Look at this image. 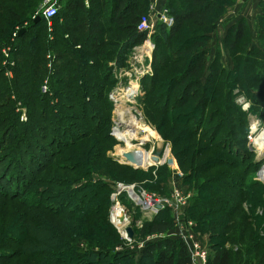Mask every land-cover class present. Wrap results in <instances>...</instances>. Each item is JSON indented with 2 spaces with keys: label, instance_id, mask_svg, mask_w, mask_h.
Wrapping results in <instances>:
<instances>
[{
  "label": "trees",
  "instance_id": "obj_1",
  "mask_svg": "<svg viewBox=\"0 0 264 264\" xmlns=\"http://www.w3.org/2000/svg\"><path fill=\"white\" fill-rule=\"evenodd\" d=\"M223 1L166 0L164 8L167 9L173 22L168 29L164 25L158 28L153 39L154 42L160 46H167L171 42L177 41L178 36L188 29L194 32L198 31V33L196 35L194 33L191 39L189 36L188 41L176 43L172 52V56H174L172 59L169 58L168 53L164 52H161L159 58L156 57L157 50L154 49L153 61L154 64L158 63L157 71L160 73L165 70L169 74L165 73L166 75L163 77L148 79V103L149 108L154 111L156 125L163 126L165 120L161 116L168 114V118L171 119V112H175L171 124L181 131L178 130L174 134L180 136L184 133L185 135L203 137L209 145L217 147L214 149L219 150L222 154L221 157H218L219 153H214L215 158L206 164H211L210 166L226 165V171L218 174L208 183L198 185V183L195 184L194 177L208 169V166L204 168L196 166V157L203 156L205 149H195L193 153L195 157L188 158L187 162L191 168L185 177L193 181V186L198 192L202 193L203 188L213 191L212 195L191 199L192 207L188 208L189 217L198 222L200 228L207 229L209 225H214V228H222L219 225L222 222L219 220L222 215H237L236 209L230 205V201H233L231 192L236 190L237 192L234 194L239 196L234 201L244 214L239 216L241 218L240 225L233 224L235 231L232 234L237 236L232 237L233 240L238 239V242H244L245 235H250L248 239L251 242L245 248L247 253L242 249L233 252L228 248L215 245L207 264H235L239 262L242 264H264V243L259 241V236L254 237L256 231L253 232L246 226L247 230L245 227V220L248 222L256 220L255 214L261 207L260 204L263 203L261 195L264 190L261 183L254 180L260 163L253 162L250 150L245 148L244 139L241 140L246 132L247 116L234 105L233 94L229 93L232 88L229 89L225 81L221 82L224 71L217 63L218 61H213L209 69L206 67L207 34L213 28L216 20L224 13ZM88 3L86 7L84 0L58 1L59 9L57 14L50 19L49 25L42 16L35 22L36 18H33L28 25L30 31L26 28L28 32L21 33L15 42L17 43L16 46L21 47V50L27 49L30 59L27 62L23 59L17 60L16 67L14 64V67H9L14 75L17 73L13 79L6 78L4 75L2 77L0 74V88H4L0 95L6 94L7 99L10 100L9 94L13 92L15 98L26 102L28 106H39V104L43 106L44 104L45 107L40 116L36 111H30L28 113L30 114L29 120L25 124L14 121L20 125L19 131L13 133L12 138H15V145L16 143L21 145L23 152L40 151V158H44V155L50 158L63 151L56 158L57 166L61 165L58 160L65 161L67 164L75 162L74 165L80 163L78 159L70 155L64 157V153L70 149L65 150L68 145H79L78 147L73 146V156L89 157L90 160L102 153L101 142H104L105 138L111 140L107 134H100L101 140L94 144H86L85 140L81 141L85 136L84 133L76 131L77 126L67 120L81 122L83 123L82 127H84L88 124L84 121L87 114L93 119L96 115L97 118H102L103 114L100 111L102 106L103 111H105L107 105L109 112L111 104L107 101V92L108 87L112 84L109 63L116 61L122 64L129 50L135 46H140L146 39L144 33L137 31V26L141 18L147 14L149 0H88ZM24 10L27 9L24 8ZM7 12L10 13L6 17L7 26L17 25V22L20 21V15L12 9H7ZM27 12L29 11H25L23 16ZM261 20H263V14L260 16L256 28L258 38H264V26L262 23V25L260 24ZM44 29L49 34L48 36L52 32L55 34L53 41L47 39L46 34L43 39L45 52L52 51L55 57H68L67 55L71 52L70 48L76 42L75 36H79L77 33H80L82 35L80 42L83 43L84 47L76 49L78 57H74L71 52L73 56L71 61H63L62 66L58 65L56 69L49 71L46 68H42V71L36 69L35 54L37 51L28 45L30 42L26 45L23 43L22 46H20V42L24 39L27 40L28 37H24V35L31 34L32 30L36 34V32H43ZM21 30L23 28L19 27L16 33L18 34ZM14 32L0 29V48L10 42ZM247 36L250 35L247 33L246 23L243 20L235 21L228 31L227 42L230 43L227 46L229 51H234L241 42L245 43L242 44L243 49H245ZM81 49L83 53L79 55ZM45 52L42 51L41 53L45 54ZM15 56L16 54H10L13 63H15ZM19 56L22 57V53ZM245 56L243 74L236 77L235 84L245 86L248 79L250 84L262 91L252 94L254 100L259 101L261 100L259 98H264V74H262L264 68L258 72L257 64L260 60L264 61V50L252 44L250 48L245 50ZM2 57L0 55V60ZM247 57L252 58L249 60ZM245 71L246 74H244ZM250 71L255 72V75L252 76ZM41 73L44 74L43 77ZM45 76L48 79L49 90L42 94L38 85L39 79L42 80ZM16 81L17 83H15ZM219 82L221 83L219 84ZM169 83L170 86L167 87ZM157 90H160L161 93H156ZM214 97L219 98L216 101L218 102L217 106L211 105L212 102H215L213 101ZM61 107H63V112L64 110L69 111L68 116L61 112ZM170 110L172 111L170 112ZM233 113H236V119L230 116ZM47 115L52 117V123L44 124L43 121ZM7 116L12 120L14 118L10 114H5V118ZM259 121L264 125V115L260 117ZM10 124L12 123L8 122L6 127H11ZM89 130L91 131V129ZM164 130H167L165 126ZM171 131V129L168 130L165 136L168 134L170 138ZM73 132L76 133L75 139L72 136ZM36 140H40L39 143ZM45 140H49V143L44 147ZM16 147L14 146L15 150ZM10 148L12 151V147ZM92 150L97 152L93 157L90 156ZM190 150L189 146L187 151ZM182 151L185 153V148L182 147ZM182 151L178 153L182 154ZM46 160L49 162V159ZM31 161L35 163L36 170L24 169L26 175L22 176L19 182L17 181L14 194L18 196L19 191H21L22 196L29 200V203H36L35 206L30 204L33 208L37 207V202H39L43 207L41 209H44V201H51V199H53L50 203L51 208L54 211L57 210L51 212L53 215L67 214L70 210L85 211L86 215H89L94 209L97 210V207L90 208L92 203L96 201H98L96 206L104 207L103 202L108 197L109 188L103 182H93V174H89L93 169L89 165L75 167L72 178L65 176L60 178L56 174H52L51 178L48 177V180H43L44 183L40 184L39 180L36 181V176L42 171H46L54 162L51 161V164L41 168L42 165L37 156L36 159L32 157ZM179 167L182 168L180 162ZM72 168L67 167L61 170H71ZM24 177L25 179H23ZM1 195L13 198L8 194ZM91 199L93 200L92 203L90 202ZM35 215L36 213L33 212L30 218H34ZM172 220L170 213L161 209L150 223L143 225L141 235L157 234L160 237L156 241L145 243L137 261L134 260L132 252H117L114 250V246L105 244V240L98 239L95 246L91 245L90 242L87 243L89 245L68 244L63 245V250L60 251L32 253L30 263L25 262L24 264H143V262L145 264H192L187 245L177 235H173L175 225ZM225 236L226 234H216L212 237L224 241ZM90 241L93 240L90 239ZM254 241H256L255 246H253ZM232 243L235 244L236 242Z\"/></svg>",
  "mask_w": 264,
  "mask_h": 264
},
{
  "label": "rangeland",
  "instance_id": "obj_2",
  "mask_svg": "<svg viewBox=\"0 0 264 264\" xmlns=\"http://www.w3.org/2000/svg\"><path fill=\"white\" fill-rule=\"evenodd\" d=\"M43 2L44 0H0V29H6L11 32L15 31L13 35H11L10 42L4 44L3 47L0 48V55L3 56L0 60V74H2V77L4 75L6 78L10 77L13 79V76H17V73L14 75V72H12L9 67L13 66V64L16 67L17 60L23 59V61L27 62L28 59H30V57H28L27 49L23 51V49L21 50V47L16 46L17 43L15 42L20 36L16 33V30L21 27L25 32L31 20L34 17L39 18L41 16L43 12ZM223 3L224 13L216 20L213 28H211V31L207 34L208 44L205 48L208 52L206 56V67L209 69V66L213 61H218L217 63L224 71V76L222 77L221 82L225 81L227 87L229 89L232 88V91H229V93L233 94L234 105L239 111L245 113L247 116L246 132L241 137V140L244 139L245 148L247 147V149L250 150L253 162L260 163L258 170L254 175V180H256L258 172L262 168L264 169V152H262L264 145L262 146L263 142L261 138V135L264 134V125L259 121L260 117H263L264 115V98H259V96L258 98L261 100H254L252 94L261 93L262 91L255 88V85L250 84L247 78L245 86L236 85L235 80L237 76L239 77L243 74L244 60L246 59L245 50L250 48L252 44L257 45V47L264 50V38H258L256 34V28L262 14L263 20L260 21V24L262 23L264 26V0H224ZM155 5H157L155 0H149L146 10V15L150 16L152 21L151 25L153 26V33H151V36L148 37V39L146 38L142 45L131 48L123 59L122 64H119L116 61L109 63L112 78V84L108 87L109 89L107 92V101L111 104L109 112L107 105L105 111H103V106L100 111L103 114L102 118H97L98 116L96 115L97 117L94 116L93 119L87 114L84 121L88 124L84 127H82L83 123L81 122L67 120L77 126L75 129L76 131L84 133L85 136L81 141L85 140L84 142H86V144H94L98 140L100 141L102 137H99V135L102 133V135L107 134L108 138L110 137L111 140L105 138L104 142H101L102 153L97 154L96 150L90 152V156L92 157L97 154L91 160L89 157L86 158L75 154V156L72 155L74 150L73 146L76 144L66 146L67 148L65 150L70 149L68 152L64 153V157L70 155L75 159H78V162L80 163L76 165L73 164L75 162L67 164L65 161L58 160L61 165L57 166L56 158L63 151L57 155L54 154L50 158H48L47 155H44V158H40V151L23 152L22 146L18 143L15 145V138H12L14 136L13 133L19 131L20 126L14 121L16 120V122L22 124L27 123L30 116L28 113L33 110L40 116V113L42 114L43 109H45L44 104L43 106L42 104H39V106H28L26 102L21 101L19 98H15L14 94H12L13 92L9 94L11 96H9L11 98L10 100L9 98L7 99L6 94L0 95V264L30 263L32 253L39 251L56 252L63 250V245L68 244L89 245L87 243L90 242L91 245L95 246V244H97L96 240L98 239L105 240V244L108 243L109 245L114 246L113 248L117 252H132L134 260L137 261L140 251L145 243L156 241L160 237V235L157 234L141 235L143 225L150 223L160 210L158 212H153V210L145 211L142 209L141 205H139V201L135 199L133 200V198L129 197L125 189H131V191H133V193L139 198L152 197L160 199L162 201L161 206H163L161 209L167 210L173 219L172 221L175 225V228L173 229V232L175 233L173 235L182 233L184 236H188L189 242L187 246L189 251L191 245H196L197 249L201 252L200 255L202 253L206 254V264L213 254V247L215 245L219 247L221 246L222 248H228L233 250V252L241 249L246 252L245 248H247L248 244L251 242V240L249 241L248 239V237L250 238V235H245L244 242H238V239H234V241L232 237L237 236L232 234L235 231V226L233 224H241V218L239 216L243 213L235 202V199L239 198L237 194H234V192H237L236 190L231 192V198H233V201H230V205L236 209L237 215H222V218L219 219L222 221L219 223L222 228H214V225H209L207 229L200 228L199 223L194 219H191L188 215V208L192 207V204L190 203L191 199L213 194L212 190L204 188L202 189V193L199 191V194L197 189H195L196 187L193 186V181H190V179L185 177L186 174L190 172L188 171L190 170L189 168H191L189 167L190 164L187 162L188 158L191 156L195 157L193 155L195 149H205L203 156L196 157V166H199L200 168L208 166V169H205L200 173L198 172L199 174H196V177H194L193 180H195V184L198 183V185L208 183V181H211L215 176L226 171V165L219 164L210 166L211 164H206L209 160L215 158L214 153L217 154L218 152V157H221L222 154L219 150L214 149L217 147L209 145L208 141L203 137H195L188 134L185 135L184 133L180 136L174 134L180 129L171 124V119L173 120V116L175 115V112H171L172 110H170L171 119L168 118V114L167 116H161L165 120L163 126H158L154 122L155 114L154 111L149 108L150 106L148 103L147 82L148 79L154 77L160 78L169 74V72L164 70L159 73L157 71L156 67L158 63L154 64L153 60L155 54H153V51L154 49L155 51L157 50L156 57L158 58L159 55H161V52H164L168 53L169 58L172 59L174 58L172 52L176 47V43H181L184 40L188 41L193 37L194 33L195 35L198 33V31L194 32L188 29L186 32L182 33V35L178 36L177 41L171 42L167 46L164 45L166 47L157 45L153 39L157 34L158 28L161 25H164L167 28L161 19H157V15H168V11L164 6L156 7ZM153 6H155V10H150ZM24 8L27 10H24ZM7 9H12L20 15V21L17 22V25L14 24V26H7L6 17L10 15V13L7 12ZM25 11L29 12L23 16ZM239 20H243L247 25V33L250 35L249 37H246L247 46L243 49L242 44L245 43L241 42L234 51H229L227 46L230 43L229 41L227 42L228 31L230 27L234 25L235 21ZM28 31H30V28H28ZM48 31H50L49 28ZM45 34L47 35V39L50 41L54 40V32L48 36L49 34L46 33L44 29L43 32H36V34L32 30L31 34L24 35V37H28L27 40L24 39V41L20 42V46H22L23 43L26 45L30 42L28 45H31V48H34V51H37L35 54V67L40 71L45 68L49 71L56 69L58 65L62 66L63 61H71L73 56L78 57L76 49L84 47L83 43L80 42L82 35L77 33L79 36H75L76 42L70 48V51L74 55L72 56L70 52L67 55L68 57H55V54H52V51L45 52V47L43 46ZM152 46L154 49L151 53L149 52V54H145L144 52H146V50L142 51L143 47L149 48L150 51ZM42 51L45 52V54L41 53ZM11 53L13 55L16 54L15 63H13L14 61L10 58ZM21 53L22 57L19 56ZM80 53H83L82 49L81 52H79V55ZM251 58L247 57L249 60ZM263 68L264 61L260 60L257 64V71L259 72ZM250 73H252L251 75L253 76L255 72L250 71ZM244 74H246V71ZM41 75L42 77L44 76L42 73ZM246 76L248 77V75ZM46 77L47 76L42 80L39 79L41 83L39 82L38 88L42 94L44 93L42 90L43 87H46L47 91L49 90L48 79H46ZM257 78L259 77L257 76ZM221 82H219V84ZM15 83H17V81ZM168 86H170V83L167 87ZM3 89L4 88H0V93ZM156 93L161 92L160 90H157ZM110 99L113 100V102L116 101V104H112L113 102H111ZM217 99L219 98L214 97L213 101L216 102ZM215 102H212L211 105L217 106L218 102ZM62 108L63 107H61V112L66 113V116H68L69 111L64 110L63 112ZM120 113H124L121 117L124 120V124L127 123V125H130L129 118L134 117V121L139 123V126L143 131L142 134H135V139H131L132 145L142 144L137 150L133 147L127 148L125 144H122L117 140L118 131L114 130V125L116 122H120L118 119ZM127 113H129L130 116H126ZM5 114L12 115V117H14L13 120L8 118V116L5 118ZM105 115H107V117H105ZM235 115L236 113H233L230 116L236 119L237 116ZM254 119L256 121H254ZM8 122L12 123L10 124L11 127H6ZM43 123H52V117L47 115V118H44ZM257 123L259 124V130H256V133L252 136V140L250 139L249 141L248 136L250 134V127ZM164 126L167 129L166 131L164 130ZM89 129H91V131ZM97 129H99L98 132ZM129 129L130 128L127 126H125V128L122 126L119 128V131H126ZM170 129L172 131L169 138L168 134V137L165 136V133ZM133 130L135 131L136 128ZM72 136L75 139L76 133L73 132ZM73 138L72 140H74ZM36 141L39 143L40 140ZM48 143L49 140H45L44 147L48 145ZM14 146H17L16 150ZM78 146L79 145H76L75 147ZM189 146L191 150L188 152L187 148ZM10 147H12V151ZM182 147L185 148V153L182 151ZM123 151L128 152V154L138 152L139 154H136V156L139 158L142 154H149L152 156L157 151H160L161 153L158 157V162L153 163L152 167L140 169L131 167L125 164V162H122L123 158L120 154ZM179 151H182V154L178 153ZM165 155L166 160L161 162L162 159L165 158ZM36 156L42 165L41 168L54 162L51 164V167L46 171L44 170L45 173L42 171L36 176V181L39 180L40 184L44 183L43 180H48V177L51 178L53 176L52 174H56V176L60 178L62 176L72 178V173L74 172L75 167H78L79 165L86 167L89 165V167L93 169V173H91L92 171H89L90 175L93 174V182H103L109 188L108 197L103 202L104 207L96 206L98 205V201L92 203L93 200L91 199L90 202L92 205L90 208L94 209V207H97L96 211L95 209L91 211V215H86L85 211L76 212L71 210V212L69 211L70 213L68 212L67 214L59 213L53 215L51 212L57 211H54L50 206L53 199H51V201H44V210L41 209L43 207L39 202H37V207L33 208L32 206H35L36 203H29V200H26L24 196H22L21 191H19L18 196H16V194H14V187L17 184V181L19 182L22 176L26 175L24 169L31 171L36 170L35 163L31 161L32 157L36 159ZM46 159H49V162ZM124 159H126V156ZM168 160L172 161L171 164L167 163ZM179 162L182 168L179 167ZM67 167L73 168L71 170H61ZM25 177L23 179H25ZM261 186L264 188V182L261 183ZM122 187H124V190H120ZM1 194H8L13 198L7 196L3 197ZM113 198H116L117 200ZM261 199L263 203L260 204L261 207L255 214L256 220L252 222L245 220V227L247 226L248 229L251 231L253 230V232L256 231L255 236H253H259V241L264 243V190ZM180 200H182V202L177 203L180 202ZM30 204L32 206H30ZM115 206L119 208L123 207L124 209V212L121 214L124 223L123 231H120V228H117V224H114L112 220V211H114ZM33 212L36 213V215L31 219L30 216ZM127 227L132 230L133 236L131 238H127V235L125 234V228ZM216 234H226L225 240L213 239L212 236ZM90 239L93 241H90ZM231 241L236 243L234 244ZM255 242L256 241H254L253 246H255ZM143 264H145V262H143ZM235 264L242 263L239 262Z\"/></svg>",
  "mask_w": 264,
  "mask_h": 264
},
{
  "label": "built area",
  "instance_id": "obj_3",
  "mask_svg": "<svg viewBox=\"0 0 264 264\" xmlns=\"http://www.w3.org/2000/svg\"><path fill=\"white\" fill-rule=\"evenodd\" d=\"M58 1L59 0H44L43 2V12L41 14V16L48 22V25H49V21L52 17H54L56 14H57V11L59 9V6H58ZM84 4L87 5L88 4V0H84ZM155 6H153L152 9L150 10H155L154 9ZM156 15V14H155ZM35 18V17H34ZM161 19V21H163V23L167 26V28H170L171 25H172V19L171 17H169L167 14H163V15H157V19ZM151 18L149 15H145L141 18L140 20V23L138 24L137 26V31L140 32V33H144L146 35V38L148 39V37L151 36V33H153V26L151 25ZM146 40V39H145ZM151 41V40H150ZM143 44V43H142ZM141 44V45H142ZM144 46V45H143ZM154 47L152 46V48H150V51H149V48L147 47H143V50L142 51H145L144 52L145 54H149V52L151 53L153 51ZM144 54V55H145ZM148 57V56H147ZM43 92H46L47 91V88L46 87H43ZM111 102H113V100L110 99ZM116 104V101H114L112 104ZM124 127V125L122 124H118L116 123L114 125V128H117L118 127V131H119V128L120 127ZM259 130L258 126L256 128V130ZM256 133V132H255ZM251 131V127H250V134L248 136V140L250 141V139L252 140V136L255 134ZM157 152H160V151H157ZM156 152V153H157ZM133 154H138V152H132ZM156 153H154V155H152L151 157V160L153 161L152 163H157L158 162V157L156 156ZM161 153V152H160ZM137 157V156H136ZM156 158V161H154L153 159ZM137 159L139 160L140 162V159L137 157ZM123 162V161H122ZM125 164H127V162L125 161ZM127 165H131L132 167L134 168H139V167H136L134 166L133 164H127ZM264 169L262 168L258 174H257V178L256 180L259 181L260 183L264 182ZM133 192V191H132ZM130 197V196H129ZM131 198V197H130ZM150 199V201H146ZM176 199V197H175ZM178 201V199H177ZM182 200H180V202H177V203H181ZM161 203L162 201L160 199H156V198H152V197H143L141 198V200L139 201V205H141L142 209H144L145 211L148 210V211H152L153 212H158L159 210H161V208H163V206H161ZM158 207H160V209H158ZM177 235V234H176ZM178 238L181 239L186 245H188V242H189V237L188 236H184L182 233H178ZM188 247V246H187ZM190 257L192 259V264H206V254L205 253H202L200 255V251L197 249L196 245H191L190 247ZM189 250V248H188ZM195 260V261H194ZM194 261V262H193Z\"/></svg>",
  "mask_w": 264,
  "mask_h": 264
},
{
  "label": "bare ground",
  "instance_id": "obj_4",
  "mask_svg": "<svg viewBox=\"0 0 264 264\" xmlns=\"http://www.w3.org/2000/svg\"><path fill=\"white\" fill-rule=\"evenodd\" d=\"M120 112H122V111H120ZM123 114L124 113H120V116H118V119H119V121L120 122H118V124L120 125V124H122V125H124V126H127V127H129L130 129L129 130H124V131H118L117 129H118V127L117 128H114V130H117L118 131V134H117V136H118V138H117V140H118V142H120V143H122V144H125L126 145V147L127 148H131V147H133L135 150H137V149H139V147L142 145L141 143L140 144H137V145H132L131 144V139H135V134L137 135L138 133L139 134H142L143 133V131L141 130V128H140V126H139V123H137V121L135 122L134 121V117L132 118V117H130L129 118V121H130V125L128 124L127 125V123L126 124H124L123 122H124V120L121 118L122 116H123ZM126 116H130V114L129 113H127L126 114ZM132 116V115H131ZM254 121H256L255 119H254ZM117 123V122H116ZM257 126H259V124L257 123L256 125L254 124L252 127H251V131L253 132V133H255L256 132V128H257ZM134 128H136V130L134 131L133 129ZM132 129V130H131ZM140 131H142V132H140ZM144 132H145V130H144ZM261 138H262V142H263V144H262V146L264 145V134H262L261 135ZM262 152H264V146H263V150H262ZM139 154V153H138ZM121 156H122V161L123 162H127V164H132L131 162H129L127 159H124V157L126 156V155H128V152H125V151H123L121 154H120ZM142 155H143V157H142ZM141 155V157L139 158L140 159V162H139V165H137L136 166V164L134 165V166H136V167H139L140 169H142V168H148V167H152L153 166V161L151 160V156L149 155V154H142ZM166 160V155H165V158L164 159H162V161L161 162H164ZM129 166H131V165H129ZM132 167V166H131ZM263 177H264V175H263ZM120 190H124V187H122V188H120ZM125 191L128 193V195L131 197V198H133V200L135 199V200H137V201H140L141 200V198H139V197H137V195H135L132 191H131V189H129V190H126L125 189ZM113 199H115V200H117L116 198H113ZM146 201H150V199H148V200H146ZM119 207H117V206H115L114 207V211H112V220H113V223L114 224H117L116 226H117V228H120V231H123V220H122V213L124 212V209H123V207H120L119 209H118ZM119 218H120V220H119ZM125 219V218H124Z\"/></svg>",
  "mask_w": 264,
  "mask_h": 264
},
{
  "label": "water",
  "instance_id": "obj_5",
  "mask_svg": "<svg viewBox=\"0 0 264 264\" xmlns=\"http://www.w3.org/2000/svg\"><path fill=\"white\" fill-rule=\"evenodd\" d=\"M39 18H36L35 20H34V22L36 21V20H38ZM22 32H24V30H21V31H19V35H21V33ZM160 155V152H157L156 153V156L158 157ZM126 159L129 161V162H131L132 164H136V165H139V160L137 159V157H136V155L135 154H133V153H130V154H128V155H126ZM154 161H156V158H154L153 159ZM171 160H168V164H171ZM158 209H160V207H158ZM125 234L127 235V238H131L132 236H133V233H132V230L130 229V228H125Z\"/></svg>",
  "mask_w": 264,
  "mask_h": 264
},
{
  "label": "crops",
  "instance_id": "obj_6",
  "mask_svg": "<svg viewBox=\"0 0 264 264\" xmlns=\"http://www.w3.org/2000/svg\"><path fill=\"white\" fill-rule=\"evenodd\" d=\"M60 1V0H59ZM62 1V0H61ZM155 2L157 3V5H155L156 7H163L164 6V4H165V2H166V0H155ZM89 4V3H88ZM88 4L87 5H85L86 7L88 6ZM154 5V4H153ZM60 6V5H59Z\"/></svg>",
  "mask_w": 264,
  "mask_h": 264
}]
</instances>
